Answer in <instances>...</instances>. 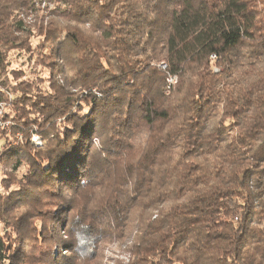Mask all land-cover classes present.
<instances>
[{
  "label": "trees",
  "instance_id": "trees-1",
  "mask_svg": "<svg viewBox=\"0 0 264 264\" xmlns=\"http://www.w3.org/2000/svg\"><path fill=\"white\" fill-rule=\"evenodd\" d=\"M42 1L0 0V104L24 138L0 163L26 167L0 180V264H84L125 236L127 264H264V0H45L24 24ZM11 51L47 90L8 86Z\"/></svg>",
  "mask_w": 264,
  "mask_h": 264
},
{
  "label": "rangeland",
  "instance_id": "rangeland-1",
  "mask_svg": "<svg viewBox=\"0 0 264 264\" xmlns=\"http://www.w3.org/2000/svg\"><path fill=\"white\" fill-rule=\"evenodd\" d=\"M35 7H36L35 11L29 12L22 19L24 21V24L30 25L32 22H34V20L38 14H42V15L48 14L46 12V10H47V7H48V9L51 8V4H49L48 2L43 0L42 2H39L38 5L36 4ZM37 8H40V9H37ZM37 10H41V11L37 12ZM41 40L42 39H38V38L32 39L31 40L32 47L38 46V43ZM8 63H9V66L7 68V72H9L10 70H17V71L21 70L22 74H23L22 78L20 77V79H18V80H15V78L9 74L8 75V78H9V85L8 86L9 87L13 86L14 84L17 85L19 82L26 81L29 78L39 77V78H41V80H43V82L41 84H38V85H40V87L43 90H47V88H48L47 79L49 78L48 70H43L41 68L36 69L34 67L35 65L33 66V63L28 62L27 56L24 55V53L22 54V53H19L18 51H11L9 54ZM162 65H163V63L158 65V68L160 70H164L162 68ZM213 72L218 73L219 69L213 68ZM17 74H18V76H21L19 73H17ZM175 83H176V80H175ZM173 85H171V86H173ZM1 92L8 94V91H6V88H3V90ZM168 93H166V94H168ZM7 96H10V95H7ZM7 108H8L7 103L0 104V152L3 149V144L6 142L7 137L9 138L10 143L12 142L13 146H15L17 144H21L24 142L23 134L21 133V131L17 130L14 133H12V129L16 128V124L11 122V121L5 120L3 118L5 113L8 111ZM29 132H32V135L30 137V143L34 147H41L43 145V141L41 139V136L39 134H37L36 129L32 128L31 130H29ZM93 144L95 147H97L98 143L93 141ZM2 163L3 162L0 163V180L3 178V176H8V178L11 177V178L15 179V181H13L10 184V186H11L10 190H13L14 188L16 189L17 187H20L19 181L23 177V174H25L26 167L23 165L16 172L11 173L10 172V166H8V165L5 166ZM64 194H65V197H63V198L67 199L71 193L69 191H65ZM78 202H80L79 204H82L83 200L80 199ZM58 205H61V203L55 201L51 206H49L47 211L52 212V213L57 212L59 209L57 207ZM61 208H63V207L61 206ZM62 216H64V215H62ZM35 224L38 225L39 222H36ZM60 230H63V228ZM4 231H6V230H4ZM59 234H63V233L59 232ZM130 239H131V237L129 238V236L128 237L125 236L124 238L121 237V238H118L117 240H115L114 237H113V239H110V238L107 239L106 241H104L103 243H101L99 245V251L97 253V256L95 257V260H93L91 262H86V263L84 262V264H127V261L131 258V254L129 252L130 243L128 242ZM37 250H38L37 253L39 252L40 256L42 255V257H43V255L45 254V251L47 249H46V247L39 245ZM56 251L57 250L54 249L53 253L56 254ZM28 252H29V247H28ZM60 252H62V250H60ZM43 262H45V261L43 260L42 263ZM45 263H47V262H45Z\"/></svg>",
  "mask_w": 264,
  "mask_h": 264
},
{
  "label": "built area",
  "instance_id": "built-area-1",
  "mask_svg": "<svg viewBox=\"0 0 264 264\" xmlns=\"http://www.w3.org/2000/svg\"><path fill=\"white\" fill-rule=\"evenodd\" d=\"M162 68L165 69V65H162ZM174 83H175V78L172 76H168L167 77V84H168L167 88H170L171 85H173Z\"/></svg>",
  "mask_w": 264,
  "mask_h": 264
}]
</instances>
